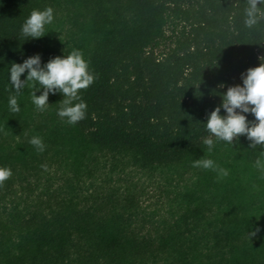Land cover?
Segmentation results:
<instances>
[{
  "label": "trees",
  "instance_id": "obj_1",
  "mask_svg": "<svg viewBox=\"0 0 264 264\" xmlns=\"http://www.w3.org/2000/svg\"><path fill=\"white\" fill-rule=\"evenodd\" d=\"M49 6L47 33L22 36L30 11ZM72 49L82 52L94 79L78 90L86 110L71 124L77 157L64 164V183L40 195L20 192L19 160L30 161L34 149L0 132V167L11 170L0 182V264H264V245L244 239L250 226L228 229L200 212L180 223L150 222L131 195L97 193L92 158L100 149L140 165L187 163L228 145L211 137L209 151L203 122L219 94L264 56V0H0V123L13 117L10 64L35 53L43 63ZM48 98L57 111L62 95ZM231 144L264 151L244 136Z\"/></svg>",
  "mask_w": 264,
  "mask_h": 264
},
{
  "label": "rangeland",
  "instance_id": "obj_2",
  "mask_svg": "<svg viewBox=\"0 0 264 264\" xmlns=\"http://www.w3.org/2000/svg\"><path fill=\"white\" fill-rule=\"evenodd\" d=\"M25 88L29 94L20 101L23 106L12 113L13 117L2 119L0 132L3 135L13 133L11 140L18 141L17 147L24 145L25 150L33 146L27 143V136L41 138L44 150L37 151L33 146L36 157L32 155L30 161L24 153L27 157L19 160L15 173L20 192L25 187L22 193L40 195L64 183V164L77 154L71 150L75 146L70 136L72 127L66 123V118L56 114L49 98L45 110L36 109L30 99L35 86ZM96 155L97 193L107 194L114 189L121 198L131 195L136 201L135 211L140 216L153 217L150 222L172 224L192 212H200L209 217L205 222H220L228 229L232 223L250 227L261 225L254 236L247 235L244 239L264 245V175L254 166L260 152L228 144L208 157L213 166L207 169L194 167L192 162L197 159L187 163L140 165L128 155L110 154L100 149L94 151L92 158ZM221 169L226 170L227 175H222Z\"/></svg>",
  "mask_w": 264,
  "mask_h": 264
},
{
  "label": "clouds",
  "instance_id": "obj_3",
  "mask_svg": "<svg viewBox=\"0 0 264 264\" xmlns=\"http://www.w3.org/2000/svg\"><path fill=\"white\" fill-rule=\"evenodd\" d=\"M254 6L253 3L252 7ZM248 15H252L251 11ZM53 19V9L50 6L33 9L22 22L20 34L26 39L42 37L47 33L45 26L50 25ZM253 22L252 19L245 21L246 24ZM258 59L260 62L256 66L248 67L241 73V83L227 86L226 90L219 94L220 104L206 113L207 119L203 122V126L210 136L205 137L202 143L209 151L213 145L211 137L231 144L234 138L239 139L240 136H244L249 141L250 147L260 145L264 148V56ZM22 74H24L23 79ZM93 79L88 61L79 49H72L67 53L64 51L63 55L52 56L43 63L39 53L29 55L22 62H12L8 68V80L15 90V94H10L7 98L8 110L13 113L20 110L17 95L26 83L32 88L34 82L35 89L30 94L34 107L41 111L45 110L49 105V94L58 92L62 95V99L56 114L66 118V123L75 124L83 119L86 110V103L79 98L78 90L88 87ZM219 87H224L223 83ZM37 91H39L38 95ZM200 95L201 93L197 96ZM248 113L252 114L253 120L247 118ZM28 142L37 151L44 150L45 145L39 136L30 137ZM192 163L194 167L206 169L213 166V162L207 158L197 159ZM254 166L261 175H264V151L254 162ZM220 171L222 175H227L226 170ZM10 175L9 168L0 167V182ZM260 229L259 224L252 227L250 236H254Z\"/></svg>",
  "mask_w": 264,
  "mask_h": 264
}]
</instances>
